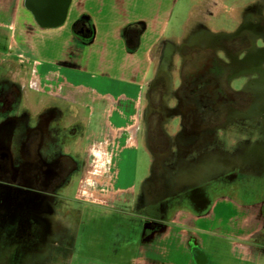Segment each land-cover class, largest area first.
<instances>
[{
	"label": "flooded vegetation",
	"instance_id": "af4514ba",
	"mask_svg": "<svg viewBox=\"0 0 264 264\" xmlns=\"http://www.w3.org/2000/svg\"><path fill=\"white\" fill-rule=\"evenodd\" d=\"M213 4L191 0L183 36L162 40L155 52L138 125L148 173L133 193L113 197L110 205L91 202L87 209L102 210L113 223L107 258L121 249L115 236L127 242L141 228L189 227L216 197L258 209L264 224V0L245 3L230 30L210 25ZM10 35L9 25H0L5 59L15 52ZM62 89L32 112L21 105L18 84L0 80V263L28 264L39 248L48 260L57 244L62 258L85 250L84 217L80 209H63V202L85 165L75 142L89 138L84 119H67L74 105L58 103ZM6 187L11 200L1 192ZM50 203L59 220L52 244L44 233ZM6 205L13 206L9 213ZM192 251L199 264V250Z\"/></svg>",
	"mask_w": 264,
	"mask_h": 264
},
{
	"label": "crops",
	"instance_id": "0c3cea01",
	"mask_svg": "<svg viewBox=\"0 0 264 264\" xmlns=\"http://www.w3.org/2000/svg\"><path fill=\"white\" fill-rule=\"evenodd\" d=\"M176 1L69 0L64 19L56 25L63 11V0H0V25H9L15 54L21 58L26 56V63L39 70L37 72L42 77V85L52 89L53 96H58L62 87L66 91L90 95L92 99L90 96L88 98L91 101L101 99L111 105L109 131L116 132L124 140L125 134L128 137L129 133H134L129 122L135 118L138 128L140 112H135L134 108H138L136 105H140L139 109L142 107L143 95L151 80L150 73H154L156 67L157 47L162 40L177 38L185 32L186 22L181 33L170 28ZM244 1L247 0H241L242 3ZM39 14L43 15L46 19L44 23L49 26L38 25L35 17ZM80 22L88 24L92 32L87 40L75 35V26ZM129 28L140 33L136 46L127 43ZM60 99L71 105L77 103L75 98L69 100L66 95ZM26 104L32 112H37L48 103L47 99H35ZM135 139L137 142L134 147H131V140L121 146L114 172L108 173L113 168V163L108 160V157L113 158V151L110 156L105 154L97 165H93L101 169L99 179L92 176L97 188L90 191V195H96V199L104 202L110 198L111 202L113 197L135 191L138 182L129 170L125 172L124 166L127 157L130 158L131 153L140 148L138 136ZM85 166L90 167L87 164ZM230 207L235 210L234 214L226 218L222 213L218 217L214 214L216 210L226 211ZM87 209L80 208L81 216H87V219H81L86 227L88 218L97 214ZM236 211L238 215H235ZM100 213L105 218L108 215L102 210ZM204 219L215 223L203 227V224L198 223H203ZM232 219L235 224L227 225L226 221ZM258 219V209L247 208L237 199L217 197L208 213L201 219H192L195 224L189 227L166 224L161 229L141 228L137 238L129 241L134 242L135 247L129 249L131 254L125 261L119 259L120 253H124L122 247L113 253V258L90 255L84 250L67 258L53 256L56 259L51 264H194L193 248L199 250L201 264L203 253L208 254L221 247L227 250L233 264H264V224ZM44 233L47 235V230ZM83 235L86 236V230ZM84 237L82 244L85 248ZM41 257L39 260L31 258L29 263L48 262L46 255Z\"/></svg>",
	"mask_w": 264,
	"mask_h": 264
},
{
	"label": "rangeland",
	"instance_id": "374dc122",
	"mask_svg": "<svg viewBox=\"0 0 264 264\" xmlns=\"http://www.w3.org/2000/svg\"><path fill=\"white\" fill-rule=\"evenodd\" d=\"M209 1V0H207ZM215 4H213V7L209 8V11H212L214 13L213 18H210L211 26L215 27H225L227 30H230V28L233 27V25L238 22V18L236 15H239L240 9L244 7L249 0L244 1V3L241 2V0H214ZM251 1V0H250ZM200 3V2H197ZM191 4V0H177L175 4L173 5V11H172V19L170 28L171 30H178L177 32L181 33L183 23L186 22V20L189 18V6ZM204 10L203 7L197 10V12ZM239 10V11H238ZM196 13V11H195ZM207 14V13H206ZM208 15V14H207ZM183 34V32L180 34V36ZM183 36V35H182ZM181 36V37H182ZM14 45V44H13ZM27 58L26 56L18 57L15 52L12 53L9 57L7 56L5 59V56L0 55V63L6 64L7 67H0V80L4 77H7L8 79H11L12 81L16 82L20 89V94L22 95V103L21 105H28L26 102H30L33 100L41 101L44 99H49L51 96H46L47 93L44 91L43 85H42V77L38 74L39 70L36 69V67H30L29 63H26ZM155 68V67H154ZM154 70V69H153ZM38 71V72H37ZM151 79L154 76V73L151 71ZM40 78V83L39 78ZM61 96H67L69 97V100L71 97L75 98L77 103L73 104V108L70 109V112L72 114H68V120H75L77 118H83L84 122L86 124L85 128V138L84 142H79V146L76 143V151L78 150L79 153L77 155L81 156L83 159V162L85 165L87 164L90 167H87L84 165V167L81 170V179L79 180L78 184L73 183L68 191L70 192V196H67L65 201L63 202L64 205L67 208L63 209H69V210H77L76 212H79L78 209L81 207H93L91 202L98 201L102 202L104 204H111V202L108 201L104 202L103 200L96 199L95 197H98L96 195L92 196L89 194L90 191H95L97 188V185L93 183V178L99 179V169L96 168L93 165H97L98 161L103 159V156L106 154L108 156L111 155V152L113 151L114 156L108 157V160H111L110 162L113 163V168L109 170L111 173L115 171L116 169V163L119 161V155H120V148L124 144H128V141L131 140V147L135 146L136 139L138 136V128H136L137 125V119H133L132 122H129L131 125V128H133L131 131H134V133H129V136L124 135V140L122 137L118 136L116 132L111 133L109 131V125H111V119L109 114L111 105H107L106 103L102 102L101 99L97 101H91L90 98L92 97L90 95H87L85 93L80 94V92L75 91V93L72 90H64L62 89ZM63 93V94H62ZM55 96V95H54ZM52 99H56V98ZM90 96V98H88ZM58 103H67L62 101L61 99H57ZM37 104L36 106H38ZM67 105H69L67 103ZM138 108H134V111L138 110L140 112V105H136ZM29 107V106H28ZM139 118V114H138ZM133 135V136H132ZM135 136V137H134ZM127 140V141H126ZM124 142V143H123ZM76 153V152H75ZM128 156V155H127ZM83 163V164H84ZM4 164H1L2 168ZM150 165V159L147 154V152L139 148L138 151H133L131 153L130 158L127 157L124 166H125V172L129 170L130 173L134 174V177L136 178L138 185L140 179H142L149 170ZM101 171V170H100ZM102 180V179H100ZM104 180V178H103ZM102 180V181H103ZM105 181V180H104ZM103 187V186H102ZM10 187H6L5 189H2L1 192L6 195L7 200H11L10 194ZM108 191V189H107ZM67 192V191H66ZM102 194L99 196L101 197ZM106 195V194H105ZM82 198H87V200H82ZM217 198V197H216ZM264 199V196L261 197ZM237 202H241V200L237 199ZM91 205V206H90ZM6 213H9L13 206L6 205L5 206ZM73 210V211H74ZM74 211V212H75ZM92 213H96V220L94 223H88L86 227V239L85 241V251H87L90 255H100L103 256L105 254H111L110 251H108L107 243H110L111 241V235L110 231L112 228V221H109V218L101 217L99 214V211H95L94 209L91 210ZM234 211L231 207L227 208L226 211L223 209H219L215 211V215L218 217V214L222 213L225 218L229 214H234ZM75 212V213H76ZM238 215V212L236 211V214ZM214 216V215H213ZM237 222V219H236ZM215 223L212 222L210 219H204L203 223L199 222V224H203V227L209 226V224ZM227 225L233 226L235 224L234 219L226 221ZM116 240H119V247H123L122 250H124V253H120L119 259L125 261L127 260L128 256L131 254L130 250H133L134 242H129V240L123 241L121 238L115 236ZM113 240V237H112ZM114 239V241H116ZM130 247V248H129ZM51 256L47 263L45 264H51L53 260L56 258L53 256H62L59 253V247L58 244L53 246L52 248ZM130 249V250H129ZM207 253V251H206ZM203 262L201 264H233L232 259L230 258L229 254L227 253V250L224 247H221L219 250H214L211 252H208V254L203 253ZM194 264H196L194 262Z\"/></svg>",
	"mask_w": 264,
	"mask_h": 264
},
{
	"label": "water",
	"instance_id": "95a60500",
	"mask_svg": "<svg viewBox=\"0 0 264 264\" xmlns=\"http://www.w3.org/2000/svg\"><path fill=\"white\" fill-rule=\"evenodd\" d=\"M27 2L28 1H26V3ZM68 5H69V0H63V11L60 12L61 13L60 18H59L60 21L55 23L56 25H59L62 22V20L64 19ZM35 20L37 21V23L40 27L49 26V25H47L48 23H44V21L46 19L43 17V15H40V14L37 15L35 17ZM50 26H54V25H50ZM129 30H130V38H129V40H127V43L130 44L131 46H136L140 33H139V31L137 32L136 30H132V28H129ZM74 32H75V35L81 37L84 40H87L89 38L90 34H92L88 24H85L83 22L77 23V25L75 26ZM48 211H49V215L51 214L54 216L55 215L58 216L55 209L51 205V203L49 204ZM53 240H54V236H53V239L49 242V244H52ZM49 244H48V246H49ZM0 264H5V263H0ZM28 264H31V262Z\"/></svg>",
	"mask_w": 264,
	"mask_h": 264
},
{
	"label": "bare ground",
	"instance_id": "6f19581e",
	"mask_svg": "<svg viewBox=\"0 0 264 264\" xmlns=\"http://www.w3.org/2000/svg\"><path fill=\"white\" fill-rule=\"evenodd\" d=\"M51 219H53V220L51 221ZM47 222H48V224H47V226H48V228H47V241L50 242L53 239V236H55L54 228H56L55 226L58 225V223H59L58 216H56V215L54 216V215L50 214L48 216ZM47 246L48 245H46V247ZM44 250H45V248H44ZM42 253H43V248H39V249H37V251L32 253V257H30V259L31 258L35 259V257H38V255L40 256V258H42L41 257Z\"/></svg>",
	"mask_w": 264,
	"mask_h": 264
}]
</instances>
